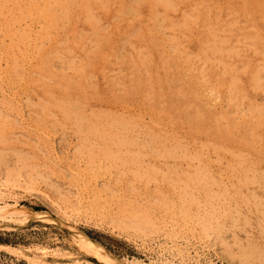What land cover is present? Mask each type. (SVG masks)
Here are the masks:
<instances>
[{
	"label": "rangeland",
	"instance_id": "1",
	"mask_svg": "<svg viewBox=\"0 0 264 264\" xmlns=\"http://www.w3.org/2000/svg\"><path fill=\"white\" fill-rule=\"evenodd\" d=\"M137 1L88 0L87 10L78 0L71 19L51 28L33 10L41 0H0V133L8 138L0 142V185L5 203L39 212L27 222L0 219V246L12 248H0V264H102L78 249L68 225L124 263L264 264L250 255L251 244L264 254L257 179L264 174V13L255 0ZM24 6L33 13L21 20ZM213 40L222 52H212ZM141 56L148 70L134 68ZM91 58L92 86L79 112L110 133L116 118L129 122L127 135L143 148L106 147L122 162L107 158L103 141L78 132L73 120L42 117L37 105L47 84L76 77ZM135 71L149 77L147 92L133 91ZM10 101L20 108L11 110ZM196 111L203 126L191 121ZM203 167L197 185L183 181ZM94 181L110 190L103 203L93 187L80 196ZM145 209L152 225L134 228L130 216Z\"/></svg>",
	"mask_w": 264,
	"mask_h": 264
},
{
	"label": "bare ground",
	"instance_id": "2",
	"mask_svg": "<svg viewBox=\"0 0 264 264\" xmlns=\"http://www.w3.org/2000/svg\"><path fill=\"white\" fill-rule=\"evenodd\" d=\"M12 1V0H11ZM14 2H17V0H13ZM31 3H37L38 0H29ZM33 1V2H32ZM43 2V5L42 7L39 9L38 7H36L34 10V12L36 13H39L43 18H45L46 20L49 21L50 23V26L51 28L52 27H57L59 26V24L61 23V21H65V19H71L72 17V13H71V7L73 6V4H75L76 2H78V0H41ZM88 0H79L78 3H80L81 6H83L84 8H86L87 10H90L86 5ZM140 2H149L150 0H138ZM137 1V2H138ZM29 2V3H30ZM30 3V4H31ZM167 3V2H165ZM164 3V4H165ZM18 4V3H17ZM254 4L256 5V9L258 11H261L264 13V1L263 0H255ZM33 5V4H32ZM171 4H167L168 7H172V5L170 6ZM31 6V5H30ZM25 8L24 9H21L22 12H21V20L24 19L26 17V15H31L33 13V11L31 12V8L29 6H24ZM82 7V8H83ZM133 8V7H132ZM19 10V11H21ZM134 11H136V8L134 7ZM89 15V14H88ZM90 18L92 19L93 17L90 16ZM94 19V18H93ZM66 22V21H65ZM88 22L89 21V18H88ZM22 33V32H21ZM29 33V32H27ZM212 34V33H211ZM214 36V35H213ZM21 38L24 40L29 38V34L28 35H21ZM107 40V39H105ZM23 41V40H22ZM214 43L213 45L211 46V50L213 53H220L222 52L223 50V45H222V42H218L216 40H213ZM97 49V48H96ZM101 54V53H100ZM103 54V53H102ZM98 57V56H95L94 57V60L95 58ZM94 60L91 58L89 59L83 66H80L78 68L75 69V73H76V77H69V76H62L60 78L59 81H57L56 79V83L54 82V86L50 85V84H47L46 85V88H45V91L42 95V98H43V102H40L37 104L39 107H40V113H41V116L42 117H47V116H50L51 113H53V115H55V113L57 112L61 118V121L62 122H66V121H69V120H73L75 122V125L77 126L78 128V132H81L82 134H85V135H89V134H93V135H89L90 137L92 138H99L101 141H103V143L105 144L104 145V149L102 150V153H104V155L111 159V160H117V161H120L122 162L123 160V155L119 154V153H116L115 154L112 152H110L109 150H107V148L110 146V145H115L118 149H121L123 147H131V146H140L139 149L143 148L140 144L137 143V141L134 139H130L132 136H128L127 133L130 132V128L128 127L127 124H129V122L127 123L126 121L124 120H120L121 117H119V119L115 120V122L113 123V125L115 124L116 125V132L115 133H110L109 131L107 132L106 129L102 128L101 125H95V124H91L90 121H89V117L87 118L86 115H83V113H80L79 112V109L82 108V105L86 104L83 100H86L87 98L83 97L82 96V93L83 90L85 91L86 87H89V85H91L89 82H88V79H87V76L88 74H86V70L93 64ZM45 63V62H44ZM149 63V60L148 58H146V56H141L140 59L137 61V63L134 65V68H136V70L144 67L148 70V64ZM17 64V63H16ZM74 66V65H73ZM224 66V69L226 70V72H230L231 70V67L229 68L228 66ZM41 69H45V65H43V67H41ZM47 69V68H46ZM137 71L133 72V80H134V84H135V87L133 89V91H138V92H147L148 90L145 88L146 85H148L149 83V80L147 77V74L145 73L142 77L141 74L137 75L136 73ZM45 77V76H44ZM48 77V76H47ZM49 79L54 81V78L52 76V74H49ZM55 77V76H54ZM57 78V76H56ZM59 79V78H58ZM260 77H256L255 78V81L256 83L258 82L259 84H256L257 87H260L262 86L261 85V82H260ZM236 82V78H234V80ZM59 82V83H58ZM59 86V88L57 87ZM92 86V85H91ZM235 86V85H234ZM234 89V87H232V90ZM3 91V89L1 90ZM4 92V91H3ZM84 95V94H83ZM9 99V98H8ZM14 100V99H13ZM9 101V100H8ZM16 101V100H15ZM8 107L12 110L13 108L16 110L17 108H20L16 105V103L13 104L12 101L8 102L7 103ZM18 104V103H17ZM1 105V104H0ZM99 105V103H98ZM6 106V107H7ZM12 106V107H11ZM100 106V105H99ZM96 108V107H95ZM4 109V108H2ZM22 109V108H21ZM14 110V111H15ZM92 110V109H91ZM10 111V110H9ZM13 111V112H14ZM19 111V109H18ZM22 111V110H20ZM11 112V111H10ZM17 112V111H16ZM15 112V113H16ZM55 112V113H54ZM4 113V112H3ZM39 113V114H40ZM90 113V112H89ZM103 112H101L100 114H102ZM199 112L196 111L192 117H191V121L193 120V122H195L198 126H203V119L201 118V116L198 114ZM1 114V113H0ZM18 114V113H17ZM21 114V113H20ZM91 114H94L93 112H91ZM99 114V115H100ZM8 115V114H7ZM19 116V115H18ZM52 116V115H51ZM58 116V115H57ZM56 116V117H57ZM112 116V115H111ZM1 117V116H0ZM3 117V116H2ZM9 117V116H8ZM95 117V116H94ZM108 117V116H107ZM106 117V118H107ZM114 117H116L114 115ZM198 117H200L199 121H198ZM4 118V117H3ZM93 118V116H92ZM96 118V117H95ZM94 118V119H95ZM98 118V116H97ZM109 118V117H108ZM9 120L4 123H7V125L13 127V123L10 121V118H8ZM42 119V118H41ZM13 120V119H12ZM58 120V119H57ZM10 121V122H9ZM59 121V120H58ZM113 121V119H112ZM15 122V121H14ZM17 122V121H16ZM21 122V121H19ZM57 122V121H56ZM70 122V121H69ZM228 122V127L230 128H237V122L234 121V120H227ZM127 123V124H126ZM18 124V123H17ZM133 124L135 123H132L130 125L133 126ZM24 125V124H23ZM55 125V124H54ZM7 126V127H9ZM254 125H249V127H253ZM111 127V126H110ZM109 127V128H110ZM114 127V126H113ZM135 127V126H134ZM100 129V130H99ZM113 129V128H112ZM126 132V134H125ZM80 133V134H81ZM223 133V131H222ZM81 134V135H82ZM6 136V135H5ZM4 134H1L0 133V142H6L8 140L7 137H5ZM25 137V136H24ZM26 138V137H25ZM84 137H82L83 139ZM85 139V138H84ZM86 139L88 140L89 137H86ZM21 140V139H20ZM85 140V141H87ZM92 140V139H91ZM95 140V139H94ZM83 140H81L82 142ZM98 141V139H97ZM26 142V141H25ZM100 142V141H99ZM88 144H89V141H88ZM93 144V143H92ZM85 145V144H84ZM84 147V146H83ZM93 146L91 145V148ZM101 147V146H100ZM107 147V148H106ZM114 147V146H113ZM95 148H98L95 146ZM106 148V149H105ZM100 149V148H99ZM85 150V149H84ZM87 150V149H86ZM101 150V149H100ZM117 150V149H116ZM92 151V150H90ZM99 151V150H98ZM122 151V150H121ZM52 152V151H51ZM50 152V153H51ZM83 153L84 152L82 150L78 151V153ZM93 152V151H92ZM118 152V151H117ZM162 152V155H165V156H174L175 153L172 155V152L171 151H167V150H164V151H161ZM86 153V152H85ZM48 154V152H47ZM87 154V153H86ZM89 154V153H88ZM50 155V154H48ZM55 156L57 154H54ZM80 155V154H79ZM92 155V154H91ZM103 155V156H104ZM134 155V154H133ZM53 156V155H52ZM135 157V156H134ZM133 158V157H132ZM125 159V158H124ZM134 159V158H133ZM52 160H53V157H52ZM58 160V159H56ZM51 161V160H50ZM60 160H58L59 162ZM132 161V160H131ZM54 162V161H53ZM125 162V160L123 161ZM60 163V162H59ZM80 164V163H79ZM63 165V164H62ZM78 165V163H77ZM61 166V165H60ZM59 166V167H60ZM58 167V166H57ZM76 167V166H75ZM78 167V166H77ZM206 167V165L204 166ZM203 167V168H204ZM252 168H254L255 170L257 169V171L259 170L258 166L254 165ZM81 170V168H80ZM80 170H74L76 172L80 171ZM73 171V172H74ZM89 171V169H88ZM83 172V171H82ZM93 172V171H92ZM97 172V171H96ZM207 172V169L204 168H198L196 171H195V176H191V174L187 177H185L183 179V181L187 184H198V182H201L202 178H199V175L200 173H205ZM99 173V172H98ZM94 174V172H93ZM96 174V173H95ZM80 175V174H79ZM83 176V175H82ZM88 177V175H87ZM86 179V178H85ZM257 179H260L262 180V182L264 183V174H262L259 178ZM89 181V180H88ZM91 181V180H90ZM84 184V183H83ZM97 185H100V184H97V181H94V182H87L84 184V189L82 188L81 186V197L83 198V196L86 195V193H82V192H85L86 190H90L92 189V187L94 189L93 190V197H94V200H97L99 203H103V192L105 190L106 192V187H104L103 185V188L102 190L98 188ZM105 185V184H104ZM101 186V185H100ZM109 189V188H108ZM79 191V190H78ZM107 191H110V190H107ZM113 191V190H111ZM226 190H224V192H226ZM104 192V193H105ZM88 193V192H87ZM92 193V192H91ZM90 193V194H91ZM115 193V192H113ZM112 193V194H113ZM111 194V193H110ZM254 195V194H253ZM90 196V195H89ZM91 196V197H92ZM108 196V195H107ZM4 197H5V192H3V188L2 186L0 185V204H3L4 206H0V219H3V218H8V219H14L16 222H27L29 220H31V218H33L34 215H38L39 212H35V211H31L29 209H24V208H18V204L16 201H14V204L13 205H10V204H7L4 202ZM92 197V198H93ZM256 197H258L256 195ZM256 197L253 196V198H255V201H256ZM109 198V197H107ZM69 199V198H68ZM89 199V198H88ZM259 199V198H258ZM257 199V202H259V200ZM14 200V199H13ZM106 201V199H104ZM113 200V199H112ZM110 202V201H109ZM256 202V204H257ZM80 203V202H79ZM107 206L108 204L105 203ZM96 207L98 206V204L96 203L95 205ZM100 207V205H99ZM104 207V205H103ZM102 207V208H103ZM100 209V208H98ZM147 210L145 209L141 216L138 217L136 216L135 214L131 215L130 217L133 218V220L135 221L136 220V223H132L134 228L138 229V228H141L143 226H150V224L152 225V223L149 222V218H150V215L149 213L146 212ZM224 211V210H223ZM104 212V211H103ZM219 212V211H218ZM226 211H224V214ZM209 213V212H208ZM216 213V211L214 212ZM220 213V212H219ZM206 214V213H205ZM213 214V213H212ZM224 214H222L224 216ZM208 215V214H206ZM211 215V214H209ZM214 215V219H218L219 217H215L216 214H213ZM206 217V216H205ZM212 217V215H211ZM42 220H45V221H48V222H53V219L49 218V217H46V218H42ZM56 220V219H55ZM247 220V219H246ZM60 221V220H58ZM65 221V220H64ZM202 221V220H201ZM205 221V220H204ZM212 220H207L206 222H208V227L212 225L211 223ZM57 223V220L54 221ZM68 222V221H67ZM133 222V221H132ZM138 222V223H137ZM205 222V223H206ZM213 222V221H212ZM60 223H62L60 221ZM69 223V222H68ZM202 223V222H200ZM65 225H68L67 223H63ZM70 224V223H69ZM62 225V224H60ZM201 225V224H200ZM203 225V223H202ZM201 225V226H202ZM64 226V225H63ZM69 226V232L72 236V240L73 242L76 244V246L78 247V249L80 251H82L83 253H85L88 257H91L93 259H95L96 261L102 263V264H141V263H127V262H121L119 261L117 258H115V256H113L110 252H108L106 250V248H104L103 246H101L99 243H97L96 241L90 239L89 237H87L86 235H84L83 233H81L80 231H78V229L75 227V226H72V225H68ZM62 227V226H61ZM204 227V226H202ZM210 228V227H209ZM1 249L3 250H6V251H10L12 250L11 247L9 246H0ZM251 252H250V255H254V253H258L259 255H261V257H264V254H262V252H260L261 250L258 248V245H254V244H251ZM43 253H46V252H43ZM30 260V259H28ZM37 261V260H35ZM40 262V261H38ZM73 262V261H72ZM74 263V262H73ZM72 264V263H71ZM74 264H82L80 263V261H75ZM88 264H92V263H88ZM150 264H175L173 262H167L166 260L165 261H152L150 262Z\"/></svg>",
	"mask_w": 264,
	"mask_h": 264
}]
</instances>
